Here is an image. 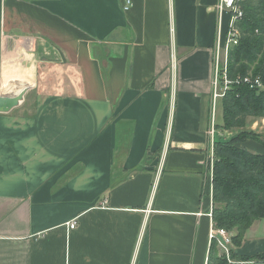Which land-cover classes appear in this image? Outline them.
Listing matches in <instances>:
<instances>
[{
    "label": "crops",
    "instance_id": "1",
    "mask_svg": "<svg viewBox=\"0 0 264 264\" xmlns=\"http://www.w3.org/2000/svg\"><path fill=\"white\" fill-rule=\"evenodd\" d=\"M132 1L0 0V264H208L229 18Z\"/></svg>",
    "mask_w": 264,
    "mask_h": 264
},
{
    "label": "trees",
    "instance_id": "2",
    "mask_svg": "<svg viewBox=\"0 0 264 264\" xmlns=\"http://www.w3.org/2000/svg\"><path fill=\"white\" fill-rule=\"evenodd\" d=\"M241 6V38L229 52L231 85L221 99L222 122L217 126L225 131H243L249 119H264V0H244ZM247 139L239 135L215 142L213 222L233 233L236 247L255 222L264 219V153L254 151ZM241 259L264 260V253ZM208 264H228L215 244Z\"/></svg>",
    "mask_w": 264,
    "mask_h": 264
},
{
    "label": "built area",
    "instance_id": "3",
    "mask_svg": "<svg viewBox=\"0 0 264 264\" xmlns=\"http://www.w3.org/2000/svg\"><path fill=\"white\" fill-rule=\"evenodd\" d=\"M244 0H219L218 1V13L222 16V14H227L228 28L224 37V40L221 42L220 35H218L217 44L215 47V57H214V67H215V93H214V103L212 108L213 117L216 113V104L218 100H221L226 92L228 91L231 81L228 79V59L230 50L238 45L239 40L241 38V33L238 28L239 22L244 17V11L241 6V2ZM124 5L123 9L125 12H128L133 7L132 0H123ZM173 32V28H171ZM175 61L173 59V66ZM248 81V80H247ZM220 82L223 83V88H220ZM211 137V168L214 169V157H215V136H216V126L214 120L212 121L211 130L209 132ZM166 148H169L167 144ZM167 151V150H166ZM165 151V152H166ZM165 152L162 156L164 161ZM212 216V215H211ZM70 229H75L76 222L73 221L70 223ZM210 246L215 244L221 255H223L228 264H264V260H252V261H237L232 257V250L234 246L233 242V233L229 232L224 228H220L212 222L210 229Z\"/></svg>",
    "mask_w": 264,
    "mask_h": 264
},
{
    "label": "rangeland",
    "instance_id": "4",
    "mask_svg": "<svg viewBox=\"0 0 264 264\" xmlns=\"http://www.w3.org/2000/svg\"><path fill=\"white\" fill-rule=\"evenodd\" d=\"M220 88H223L222 82H220ZM216 111H217L218 120H221V116H222L221 100L218 102V107L216 108ZM239 135H244L248 138L246 140L247 144L254 151H259L264 153V119H256V118L249 119L245 130L243 131L235 130L228 137L235 138ZM244 243H245V245L243 246L244 250L247 248H251L264 252V219H260L256 221L255 224L248 230V232L246 233V239L244 240Z\"/></svg>",
    "mask_w": 264,
    "mask_h": 264
},
{
    "label": "water",
    "instance_id": "5",
    "mask_svg": "<svg viewBox=\"0 0 264 264\" xmlns=\"http://www.w3.org/2000/svg\"><path fill=\"white\" fill-rule=\"evenodd\" d=\"M27 92L25 93V95L27 94ZM25 95H24V97H25ZM24 97H23V100H24ZM18 106H19V102L13 101L12 95H7V97H2L0 95V113L11 112L13 109L17 108Z\"/></svg>",
    "mask_w": 264,
    "mask_h": 264
}]
</instances>
